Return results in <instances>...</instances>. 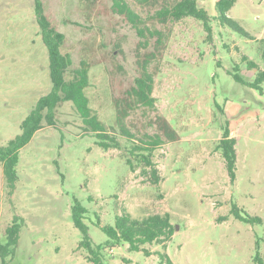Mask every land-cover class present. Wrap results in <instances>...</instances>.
Wrapping results in <instances>:
<instances>
[{
  "label": "rangeland",
  "instance_id": "374dc122",
  "mask_svg": "<svg viewBox=\"0 0 264 264\" xmlns=\"http://www.w3.org/2000/svg\"><path fill=\"white\" fill-rule=\"evenodd\" d=\"M125 1L155 36L146 31L147 38L141 37L113 11L111 0H42L46 16L65 36L62 53L72 61L66 80L83 61L89 64L90 107L119 147L102 148L72 102H63L55 126L44 121L20 151L13 191L0 163V243L5 244L14 218L24 220L7 263L93 264L89 252L79 248L82 235L72 218L78 200L87 209L84 223L94 246L109 241L99 220L114 226L124 213L139 219L170 216L174 234L166 250L146 244L131 251L122 243L102 251L103 264H257L258 254L264 260V90L236 76L255 79L249 61L264 70V0H237L229 12L253 39L219 23L217 0H199L211 16V30L193 18L154 20L162 0L151 6ZM34 8V0H0V147L21 134L22 122L52 89ZM149 58L156 107L129 111L121 126L116 101L135 85ZM159 117L176 132L175 141L159 129ZM227 121L236 139L234 180L216 149ZM125 131L136 142L147 135L164 138L152 157L158 185L151 169L143 172L139 157L132 159L135 170L130 168L133 143ZM233 204L263 223L235 219Z\"/></svg>",
  "mask_w": 264,
  "mask_h": 264
},
{
  "label": "trees",
  "instance_id": "16d2710c",
  "mask_svg": "<svg viewBox=\"0 0 264 264\" xmlns=\"http://www.w3.org/2000/svg\"><path fill=\"white\" fill-rule=\"evenodd\" d=\"M113 2V11L116 14L124 16L138 31L141 37L147 38L146 31L148 28H143L144 20L129 6L125 0H111ZM142 6H151L160 0H135ZM164 5L152 17L160 23L168 21H180L185 18H193L204 23L207 30H211V16L209 13L199 6V0H162ZM35 15L40 28L43 42L48 50L50 59L51 72V91L40 98L36 107L32 110L29 116L21 124V134L17 135L9 143L0 147V163L3 168V174L6 182L11 190L15 189L18 180L17 166L19 163L20 151L27 146L35 134L43 128V122L54 127L55 112L58 106L63 102H72L76 111L82 118L86 129L94 133L98 139V144L109 150L117 149L119 144L110 136L107 127L93 113L90 107L89 98L86 95V89L90 84V66L83 61L79 69L75 72V77L72 80H66V73L69 70L72 61L68 55L62 53V47L65 43V36L59 32L49 18L45 14L42 0H34ZM237 0H217L216 2V19L222 26L241 34L242 36L253 39V37L233 18L229 16V12L235 6ZM150 35L155 36V33L149 31ZM155 54L151 55V58ZM149 59H146L142 65V73L136 79L135 85L126 92L125 97L116 101L117 121L122 126L125 119L129 115V111L135 110L138 107H147L154 109L157 99L154 97L155 79L152 73L148 70ZM249 68L256 69V77L251 82H246L238 74L236 80L252 89L264 90V70H260L257 65L249 61ZM158 127L164 136L175 141L177 139L176 132L171 128L170 124L163 117L157 118ZM133 143L129 150L130 157H127V163L132 170H135L133 157L140 158L139 163L143 164V172L147 173L148 169L151 173V181L153 184H159L160 176L158 170L152 160L154 152L160 148L165 140L156 134L154 136L147 135L146 139H141L139 142L134 141V136L125 131ZM134 138V139H133ZM236 139L231 136L230 122L227 121L222 139L217 145V151L222 153L226 161V167L232 180L235 179L237 152ZM138 162V161H137ZM87 209L77 200L72 208V218L76 228L82 235L79 248L86 249L89 252V261L93 264H103L102 251L106 247H114L122 243H128L131 251H140L142 246L146 244L162 245L167 249V242L174 234V227L170 222L168 214H154L145 218H134L129 213L118 215L114 226H102L100 220L97 222L98 227L109 237V241L105 245L94 246L89 228L84 223ZM231 215L247 224H262L263 220L258 216H251L245 213L237 205H232ZM24 220L16 217L6 230V242L0 243V259L1 264H8L7 258L15 255L19 245L20 232L23 227ZM258 246H260L258 242ZM146 255L149 251L145 250ZM162 259L168 258L166 253H159ZM168 262L171 261L168 258ZM257 264H264V260L258 254L256 258Z\"/></svg>",
  "mask_w": 264,
  "mask_h": 264
}]
</instances>
